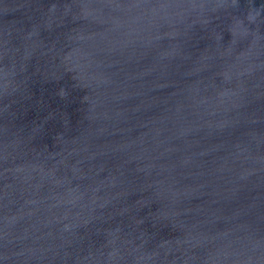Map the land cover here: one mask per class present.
Returning <instances> with one entry per match:
<instances>
[{
    "label": "water",
    "instance_id": "1",
    "mask_svg": "<svg viewBox=\"0 0 264 264\" xmlns=\"http://www.w3.org/2000/svg\"><path fill=\"white\" fill-rule=\"evenodd\" d=\"M0 264H264V0H0Z\"/></svg>",
    "mask_w": 264,
    "mask_h": 264
}]
</instances>
